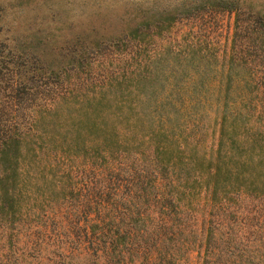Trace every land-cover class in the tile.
I'll return each mask as SVG.
<instances>
[{"label":"trees","instance_id":"16d2710c","mask_svg":"<svg viewBox=\"0 0 264 264\" xmlns=\"http://www.w3.org/2000/svg\"><path fill=\"white\" fill-rule=\"evenodd\" d=\"M126 12L79 70L0 39V264H264V0Z\"/></svg>","mask_w":264,"mask_h":264},{"label":"rangeland","instance_id":"374dc122","mask_svg":"<svg viewBox=\"0 0 264 264\" xmlns=\"http://www.w3.org/2000/svg\"><path fill=\"white\" fill-rule=\"evenodd\" d=\"M134 1L140 0H0V39L12 43L40 36L49 41L47 46L61 45L62 55L57 48L50 51L54 65L68 68L67 57L82 54L81 64L71 66L79 70L94 50L90 40L118 34L129 18L126 9ZM185 264H199L194 252Z\"/></svg>","mask_w":264,"mask_h":264}]
</instances>
